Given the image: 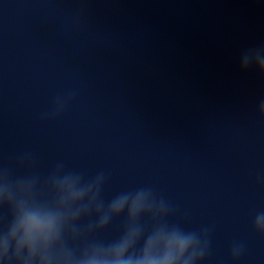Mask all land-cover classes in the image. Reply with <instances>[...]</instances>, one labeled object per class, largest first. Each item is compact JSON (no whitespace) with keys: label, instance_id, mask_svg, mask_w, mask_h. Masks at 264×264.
Returning a JSON list of instances; mask_svg holds the SVG:
<instances>
[{"label":"water","instance_id":"water-1","mask_svg":"<svg viewBox=\"0 0 264 264\" xmlns=\"http://www.w3.org/2000/svg\"><path fill=\"white\" fill-rule=\"evenodd\" d=\"M262 42L264 0H0V168L49 198L60 163L105 200L151 187L207 230L202 264H264V74L240 66Z\"/></svg>","mask_w":264,"mask_h":264},{"label":"clouds","instance_id":"clouds-1","mask_svg":"<svg viewBox=\"0 0 264 264\" xmlns=\"http://www.w3.org/2000/svg\"><path fill=\"white\" fill-rule=\"evenodd\" d=\"M241 57L242 69L264 74V42L247 47ZM64 104L58 97L56 111ZM259 110L264 115V99ZM104 182L103 171L89 178L60 163L45 182L49 198L37 176H13L0 168V206L11 209L10 219L0 221V264H202L209 247L206 229L170 222L171 205L151 187L105 200ZM116 218L123 222L117 238H93ZM254 226L264 233V210L257 211ZM242 252L243 245L234 243L232 257Z\"/></svg>","mask_w":264,"mask_h":264}]
</instances>
